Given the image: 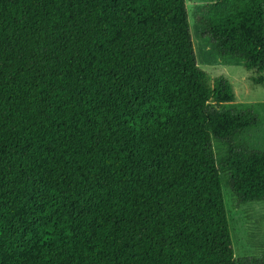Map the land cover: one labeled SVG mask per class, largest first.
<instances>
[{
    "label": "trees",
    "instance_id": "obj_1",
    "mask_svg": "<svg viewBox=\"0 0 264 264\" xmlns=\"http://www.w3.org/2000/svg\"><path fill=\"white\" fill-rule=\"evenodd\" d=\"M219 58L264 84V0H214ZM197 62L185 0H0V264H264L234 256L264 201L260 115ZM227 153L218 162L212 140Z\"/></svg>",
    "mask_w": 264,
    "mask_h": 264
},
{
    "label": "rangeland",
    "instance_id": "obj_2",
    "mask_svg": "<svg viewBox=\"0 0 264 264\" xmlns=\"http://www.w3.org/2000/svg\"><path fill=\"white\" fill-rule=\"evenodd\" d=\"M214 0H185L190 33L198 66L207 72L210 83L224 79L232 86V101L222 103L221 108L245 109L252 107L259 113L257 126L241 133L236 142L248 149L264 152V84L253 79L260 73L247 70L244 62L229 56L219 58L215 46L206 32L204 21L210 17L209 7ZM264 14V3L261 5ZM217 161L227 153V146L220 140H212ZM229 171H220L224 205L229 221L234 256L264 257V201L236 203L228 184Z\"/></svg>",
    "mask_w": 264,
    "mask_h": 264
}]
</instances>
